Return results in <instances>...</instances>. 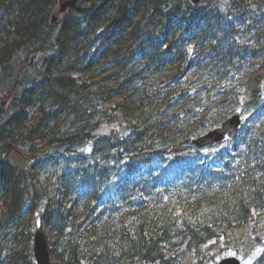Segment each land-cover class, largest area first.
Segmentation results:
<instances>
[{
  "label": "trees",
  "instance_id": "obj_1",
  "mask_svg": "<svg viewBox=\"0 0 264 264\" xmlns=\"http://www.w3.org/2000/svg\"><path fill=\"white\" fill-rule=\"evenodd\" d=\"M89 1L51 25L58 0H0V264H35L36 231L62 264L212 261L226 232L264 216V0ZM192 93L221 99L180 108ZM230 114L249 116L236 138L192 145ZM73 160L90 164L38 185L37 170Z\"/></svg>",
  "mask_w": 264,
  "mask_h": 264
},
{
  "label": "rangeland",
  "instance_id": "obj_2",
  "mask_svg": "<svg viewBox=\"0 0 264 264\" xmlns=\"http://www.w3.org/2000/svg\"><path fill=\"white\" fill-rule=\"evenodd\" d=\"M215 9H216L215 6H211L208 9V11L204 13V15H207L208 12L213 13ZM14 17H15V13L13 11L9 17H5L1 21L8 28L9 23L14 20ZM150 26H151V29L154 31V33H157L161 27V23L159 20H155ZM91 38H92L91 36H88L84 41L85 42L90 41L92 40ZM100 38L101 37L95 38L94 44H96L98 42V39ZM114 64L115 63L108 62L104 66L99 67V72L96 73L94 77L99 79V78L112 75L114 73V67H115ZM175 72H176V68L173 67L172 69H168L164 71L158 77L163 79L167 77L168 75L175 73ZM215 92L216 91H213L214 93L213 95H215ZM208 95L210 98L208 97ZM220 99H221L220 96L218 97L212 96L211 98V94H206L204 96L203 95L198 96L197 94L192 93L190 95H187L186 98L183 99L180 108H184L186 105L189 107L190 112H193L194 110H197L198 108L199 109L206 108L208 111H210L214 107V105L218 101H220ZM8 103L9 101L7 102V106H8ZM37 106H38V102L35 100L33 103V110H35ZM231 116L232 114L228 115L226 120L230 118ZM240 117H241V121H243V119H246L249 116L241 115ZM224 121L216 122L213 128L209 130H202L200 132V136L208 133L209 131L215 128H218L220 124H222ZM256 126L264 128V117L256 123ZM100 127H103V126H100ZM104 138L103 136H98L93 139H96L99 141L98 142L99 146H103V145H107L106 142H102ZM162 138H164V136ZM196 138H193L192 140ZM159 145L160 144H156L155 147H158ZM189 153H190V148H185L183 150V154H189ZM145 155L150 157L151 149H148ZM93 161H95L98 165H101L103 163V161L99 159L98 157H95ZM88 164H90V161L88 160L86 161L73 160L69 165L60 163L57 166H47L35 172L36 180L38 182V185H42L47 180H50L53 183L60 174L67 172V171H74L80 167L86 168ZM192 203L193 204L191 205V208L194 206L195 202L192 201ZM177 205H181V206L185 205V201H181V203L176 204L172 208H167L166 212L167 213L173 212L176 209ZM38 227H39V224L37 223L36 229ZM48 240L51 244L54 242V239L52 237H49ZM225 241H226L225 245L227 248L225 249L224 253L221 256H215L212 261H209L208 257H204L202 261L200 262V264H214V263L217 264L222 259L230 258V257L237 259L240 262V264H264V216L258 219V224L256 225L254 232L249 226L242 225V224H236L230 232L225 233ZM221 247L222 246L218 245L214 253L215 254L218 253ZM31 253H32V242H31ZM50 261L52 264H62L60 260L53 258L51 256H50ZM198 263L199 262L195 263V260L189 254H185L182 257L179 264H198Z\"/></svg>",
  "mask_w": 264,
  "mask_h": 264
},
{
  "label": "water",
  "instance_id": "obj_3",
  "mask_svg": "<svg viewBox=\"0 0 264 264\" xmlns=\"http://www.w3.org/2000/svg\"><path fill=\"white\" fill-rule=\"evenodd\" d=\"M203 0H190L193 6H200ZM69 10H72L78 14H86L93 10V4L89 0H58L56 7L51 11L49 15V23L55 25L62 20ZM42 58V52H39L30 57L29 64L37 62ZM179 71L168 75L165 78V82L173 80L179 76ZM7 99L0 97V113L6 111ZM241 117L239 115H233L225 120L218 128H215L208 133L192 140V145L198 149H205L213 146H221L226 140H232L236 138L240 126ZM113 127H101L96 129L92 133V138L98 136L106 137L113 132ZM32 254L35 264H52L50 261V252L48 250L47 241L42 232L36 231L32 237ZM218 264H240L235 258H225Z\"/></svg>",
  "mask_w": 264,
  "mask_h": 264
}]
</instances>
